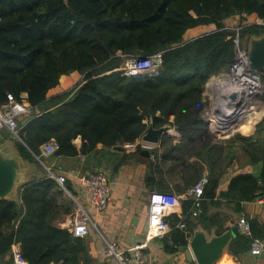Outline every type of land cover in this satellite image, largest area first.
<instances>
[{
  "label": "trees",
  "instance_id": "obj_1",
  "mask_svg": "<svg viewBox=\"0 0 264 264\" xmlns=\"http://www.w3.org/2000/svg\"><path fill=\"white\" fill-rule=\"evenodd\" d=\"M251 15L264 21V0H0V105L12 95L41 112L25 126L20 123L22 143L15 148L41 176L16 196L0 199V264H15L14 246L27 264H93L86 240L55 225L75 204L37 160L43 161L42 148L52 141L59 146L53 157L83 155L90 161L100 153L98 145L111 150L135 143L151 124L174 127L183 136L178 147L198 160L190 164L196 182L208 172L196 217H206L211 205L233 204L239 213L243 204L264 200V119L254 136L225 140L202 117L206 87L235 61V39L243 43L249 34L264 35V25L237 32L224 21ZM203 25H215L216 31L183 43L189 29ZM158 53L163 63L157 76L120 71L124 57ZM74 72L84 76L83 83L47 100L60 78ZM261 81L264 86V74ZM78 138L80 150L74 144ZM166 143L164 137L161 146ZM238 150L250 164L261 165L260 173H240L220 190ZM65 186L73 194L68 182ZM182 206L187 221L196 202ZM181 222L177 217L170 222L177 233L172 245L166 244L171 254L187 245ZM249 224L251 236L239 235L229 246L230 256L250 252L253 240H264V224L256 219Z\"/></svg>",
  "mask_w": 264,
  "mask_h": 264
},
{
  "label": "crops",
  "instance_id": "obj_2",
  "mask_svg": "<svg viewBox=\"0 0 264 264\" xmlns=\"http://www.w3.org/2000/svg\"><path fill=\"white\" fill-rule=\"evenodd\" d=\"M224 24L231 30L250 25H262L256 15L248 16L245 19L231 17L226 19ZM215 31V25H203L189 29L184 35L183 43L212 34ZM241 45L245 47V41ZM263 74L264 72L261 76ZM83 79L84 76L78 72L63 75L59 84L48 92L47 100L73 91L83 83ZM212 90V86L206 87L203 94L206 107L202 111V117L205 120L208 118L210 102L213 99ZM263 95L258 97L251 118L242 122V128H238L234 132L225 131L221 134L225 140L233 138L237 134L243 137L254 136L256 125L264 119ZM244 127L249 129L244 131ZM164 137L168 138V143L163 147L161 142ZM10 139L0 135V151L5 149V144ZM182 141L183 136L174 127L166 126L160 144L151 151L149 156L144 155L143 151L138 154L137 152L128 153L115 149L104 150L101 145H98L97 150L100 153L90 161L87 156L80 155L75 159L44 157L40 162L45 171L46 168H50L55 173L66 177L73 193L70 194L82 203L96 224L98 231L92 230L83 237L86 240L87 250L93 264H118L116 260L104 257V240L117 242L119 248L124 251L143 245L145 246L144 253L152 258L153 264H197L196 261L188 262L185 254L180 252V249L185 246L179 247L175 254L166 250L167 243L169 246L172 245L171 237H177L175 231L163 237H157L154 232H150L148 227L149 199L155 192L169 194L177 199V203L166 221L170 224L175 217L182 220L179 229L185 232L186 246H189L196 232H203L208 240L232 232L231 244L242 234L238 225L241 216H245L248 221L256 219L264 224V207L258 201L243 204L242 212L239 213L236 212L233 204L211 205L206 217L192 215L186 221L182 203L187 200L194 201L189 192L203 177L207 176L208 172L204 171L201 179L196 182L194 170L190 169V166H193L198 160L194 156L190 157L188 149L178 147ZM74 144L80 150L81 139L75 140ZM5 154L8 157L20 159L22 162L23 171L19 174L16 191L33 178L41 176L34 166L29 165L18 155L16 148ZM59 169L61 171H58ZM99 169L108 174L112 192L108 209L102 215L96 214L88 204L81 183L83 176ZM260 170V164H250L238 150L236 159L227 168L226 175L221 181L220 190H225L234 176L240 173L258 175ZM65 195L66 198L71 199L70 196ZM72 214L73 212L69 215L62 214L55 225L61 229H69ZM261 241L264 242V240ZM127 255L132 256L130 253ZM215 264H264V253L257 257L253 256L251 252H247L234 257L230 256L227 250L224 258Z\"/></svg>",
  "mask_w": 264,
  "mask_h": 264
},
{
  "label": "built area",
  "instance_id": "obj_3",
  "mask_svg": "<svg viewBox=\"0 0 264 264\" xmlns=\"http://www.w3.org/2000/svg\"><path fill=\"white\" fill-rule=\"evenodd\" d=\"M240 30L241 28L236 29L237 32ZM235 44L236 57L234 63L228 71L218 78L217 85L212 86L213 99L210 102L207 120L210 122V131L218 132L220 135L225 131H236L243 121L250 118L257 98L264 94L261 74H257L250 69L248 52L241 45L238 37L235 39ZM162 63V53L150 57H127L125 65L120 71L129 77L157 76ZM7 100L6 104L0 105V133L7 130L11 138H16L21 142L19 136L20 123L24 119L32 120L34 117L40 116L41 112L37 107L31 106L26 101L18 102L12 95H8ZM157 146L141 139L135 143L125 144L124 149L128 153H134L145 150L152 151ZM58 150L59 146L52 141L42 148L41 156H53ZM37 160L42 162L41 157H38ZM46 171L49 177L58 183L75 204L69 225L71 233L75 237L83 238L92 230L98 231L86 208L67 190L65 186L66 177L55 173L50 168H46ZM81 183L90 207L96 214L102 215L105 213L112 195L108 174L99 169L83 176ZM207 183V177H203L189 192L196 202L197 210L193 213L195 217L201 212L200 202ZM258 202L264 207V200ZM149 203L148 227L150 232H154L157 237L169 234L172 227L166 221V218L175 207L177 199L169 194L155 192L151 194ZM238 225L243 235L251 236L250 224L245 216L239 218ZM104 244V257L114 259L118 264H153L152 258L144 253L145 246L143 245L124 251L119 248L118 243L115 241L104 240ZM250 252L253 256H261L264 253V242L258 239L253 240ZM127 253L132 254V256H128ZM13 254L15 264H26L20 257L19 246L13 247Z\"/></svg>",
  "mask_w": 264,
  "mask_h": 264
},
{
  "label": "water",
  "instance_id": "obj_4",
  "mask_svg": "<svg viewBox=\"0 0 264 264\" xmlns=\"http://www.w3.org/2000/svg\"><path fill=\"white\" fill-rule=\"evenodd\" d=\"M259 23L264 25V21L260 19ZM245 49L248 52L250 69L257 74H262L264 72V35L261 37L247 35ZM29 121L24 119L21 123L25 126ZM165 129L166 126L155 129L151 124L142 137V141L159 145ZM0 135L6 139L11 138L7 130H3ZM113 149L125 151L123 146H116ZM2 150L0 151V199H6L17 195L16 186L19 174L23 171V166L20 159L8 157L5 154L7 151L5 149ZM143 153L149 156L152 152L145 150ZM69 231L71 232V230ZM231 238L232 232H227L211 240H208L203 232H196L189 246L182 247L180 252L185 254L186 259L190 263L196 261L197 264H215L224 258L225 253L229 249Z\"/></svg>",
  "mask_w": 264,
  "mask_h": 264
},
{
  "label": "rangeland",
  "instance_id": "obj_5",
  "mask_svg": "<svg viewBox=\"0 0 264 264\" xmlns=\"http://www.w3.org/2000/svg\"><path fill=\"white\" fill-rule=\"evenodd\" d=\"M127 58V57H126ZM126 58L124 57V59H125V62H126ZM125 62L122 64V67H124V65H125ZM218 78L219 77H217L216 79L218 80ZM215 80V79H214ZM217 82V81H216ZM216 84V83H215ZM215 86V85H214ZM258 99V98H257ZM248 127H245L244 128V130L245 129H247ZM17 142H20L18 139H16V138H11L10 139V141L8 142V143H6L5 144V149H6V151H10L11 149H13V148H15V143H17ZM124 147V146H123ZM69 200H71L72 201V199H69ZM73 202V201H72Z\"/></svg>",
  "mask_w": 264,
  "mask_h": 264
},
{
  "label": "bare ground",
  "instance_id": "obj_6",
  "mask_svg": "<svg viewBox=\"0 0 264 264\" xmlns=\"http://www.w3.org/2000/svg\"><path fill=\"white\" fill-rule=\"evenodd\" d=\"M216 81H217V82H215V83H216V84H215V86H216V85H217V83H218V80H216ZM221 83H222V82H221ZM221 83H220V84H221ZM220 84H219V85H220Z\"/></svg>",
  "mask_w": 264,
  "mask_h": 264
}]
</instances>
